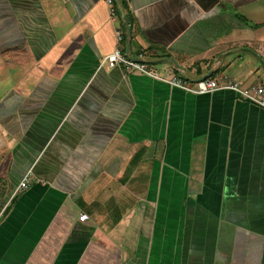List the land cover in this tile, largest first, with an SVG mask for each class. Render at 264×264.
Returning <instances> with one entry per match:
<instances>
[{
  "label": "crops",
  "instance_id": "obj_1",
  "mask_svg": "<svg viewBox=\"0 0 264 264\" xmlns=\"http://www.w3.org/2000/svg\"><path fill=\"white\" fill-rule=\"evenodd\" d=\"M115 9L0 0V264H264V108L103 62L264 85V0Z\"/></svg>",
  "mask_w": 264,
  "mask_h": 264
},
{
  "label": "built area",
  "instance_id": "obj_2",
  "mask_svg": "<svg viewBox=\"0 0 264 264\" xmlns=\"http://www.w3.org/2000/svg\"><path fill=\"white\" fill-rule=\"evenodd\" d=\"M109 6L113 14H115V0H107ZM121 39V37H120ZM104 63L109 65L110 67H114L117 64H123L129 70L142 72L150 77L167 81L172 86L180 87L188 92H192L195 94H207L212 93L215 90L219 89H232L236 91L241 98L248 100L262 108H264V85H259L258 87H253L252 89H247L239 85L238 83H227L220 84L217 79L209 78L204 80H199L194 84L191 82H187L183 77H175L172 79H167L163 77L159 72H157L151 64L145 60L135 59L131 56H127L123 54L121 49H115L114 52L107 55L104 60ZM30 185V176L27 175L24 180L21 182L19 186V190H27ZM1 217V216H0ZM90 219L89 214L86 212H82L79 215L80 222H87Z\"/></svg>",
  "mask_w": 264,
  "mask_h": 264
},
{
  "label": "water",
  "instance_id": "obj_3",
  "mask_svg": "<svg viewBox=\"0 0 264 264\" xmlns=\"http://www.w3.org/2000/svg\"><path fill=\"white\" fill-rule=\"evenodd\" d=\"M135 59H139V60H141V58H135ZM14 201V198L11 200V203ZM10 203V204H11ZM8 205V206H6V208H5V210L3 211V214H2V217H4V216H6L7 215V213L9 212V210H10V208H11V205Z\"/></svg>",
  "mask_w": 264,
  "mask_h": 264
},
{
  "label": "trees",
  "instance_id": "obj_4",
  "mask_svg": "<svg viewBox=\"0 0 264 264\" xmlns=\"http://www.w3.org/2000/svg\"><path fill=\"white\" fill-rule=\"evenodd\" d=\"M245 19V18H244Z\"/></svg>",
  "mask_w": 264,
  "mask_h": 264
}]
</instances>
